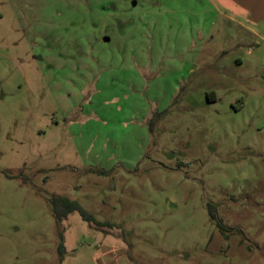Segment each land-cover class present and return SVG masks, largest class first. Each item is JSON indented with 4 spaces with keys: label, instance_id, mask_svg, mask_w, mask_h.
Here are the masks:
<instances>
[{
    "label": "rangeland",
    "instance_id": "374dc122",
    "mask_svg": "<svg viewBox=\"0 0 264 264\" xmlns=\"http://www.w3.org/2000/svg\"><path fill=\"white\" fill-rule=\"evenodd\" d=\"M0 264H264V0H0Z\"/></svg>",
    "mask_w": 264,
    "mask_h": 264
},
{
    "label": "trees",
    "instance_id": "16d2710c",
    "mask_svg": "<svg viewBox=\"0 0 264 264\" xmlns=\"http://www.w3.org/2000/svg\"><path fill=\"white\" fill-rule=\"evenodd\" d=\"M52 209L54 217L57 221H61L67 217L68 214L72 212H78L79 215L82 217L83 220L87 222H93L96 225H100V223H97L93 216L89 214L87 211H85L80 205H78L75 201H71L67 198L58 197L55 199H52ZM208 212L210 215V218L212 220L216 219L215 211L213 206H208Z\"/></svg>",
    "mask_w": 264,
    "mask_h": 264
},
{
    "label": "water",
    "instance_id": "95a60500",
    "mask_svg": "<svg viewBox=\"0 0 264 264\" xmlns=\"http://www.w3.org/2000/svg\"><path fill=\"white\" fill-rule=\"evenodd\" d=\"M132 5L134 6L135 5V2H133ZM103 41L107 42V41H109V39L107 37H104L103 38Z\"/></svg>",
    "mask_w": 264,
    "mask_h": 264
}]
</instances>
